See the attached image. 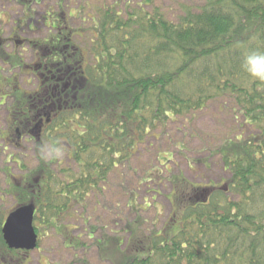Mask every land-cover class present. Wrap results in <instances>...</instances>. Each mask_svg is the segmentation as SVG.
I'll use <instances>...</instances> for the list:
<instances>
[{
	"label": "trees",
	"instance_id": "1",
	"mask_svg": "<svg viewBox=\"0 0 264 264\" xmlns=\"http://www.w3.org/2000/svg\"><path fill=\"white\" fill-rule=\"evenodd\" d=\"M203 1L175 20L151 8L152 0L133 9L100 6L88 17L86 48L57 14L61 23L50 27L55 34L29 43L32 64L14 57L37 86L30 94L7 86L14 106L9 114L50 115L48 129L55 135L46 141L61 133L79 172L58 183L41 162L23 186L12 189L16 207L33 206L34 220L41 214L55 232L69 205L80 206L87 193H100L107 175L171 118L222 98L255 132L217 148L229 176L220 187L172 179V212L160 230L144 232L136 213L125 225L124 248L120 239L97 241L100 258L104 252L111 264H264V83L241 68L246 52L264 50V0ZM54 182L57 190L50 186ZM1 246L9 255L21 252L7 249L0 234Z\"/></svg>",
	"mask_w": 264,
	"mask_h": 264
},
{
	"label": "rangeland",
	"instance_id": "2",
	"mask_svg": "<svg viewBox=\"0 0 264 264\" xmlns=\"http://www.w3.org/2000/svg\"><path fill=\"white\" fill-rule=\"evenodd\" d=\"M141 1L65 0L60 3L57 0H0L1 228L17 205V195L12 193V189L23 186L29 179V172L37 167L33 163L35 146L47 142L48 134L55 135L53 131L49 132V128L37 141L25 137L14 143V128L10 120H20L24 113L15 118L9 114L14 106L11 99L6 100L11 95L7 86L16 85L28 94L37 86L30 71L16 66L14 57L22 65H31L35 54L29 43L42 42L55 34L50 27L61 23L57 14L62 15V23L65 21L64 26L72 30L71 35L79 33L83 37L77 43L86 48L89 38L86 31L90 28L88 17H94L96 8L119 5L133 9ZM203 4V0H152L151 8H157L169 20H175L185 10H197ZM81 9L84 11L78 15ZM254 133L233 111L231 101L222 98L209 101L202 110L171 118L135 148V154L127 163L118 165L107 175L100 193H87L80 206L69 205L63 218L58 220L56 232L43 224V217L38 214L39 220L33 221L38 236L37 248L9 255L2 252L4 248L1 246L0 264H111L104 252L100 258L97 241L103 236L120 239L123 241L121 248H124L127 242L125 225L136 218V213L145 223L141 228L144 232L154 228L160 230L172 212L169 202L172 179L182 177L187 184L196 187H220L229 176L216 154L217 148L225 140L235 141ZM61 136L59 133L53 140L65 144ZM10 137L12 142H8ZM44 164H48V170L58 183H68L79 175L67 153L62 159ZM50 186L57 190L55 182ZM68 237L71 241L67 240ZM104 251L109 252L108 248Z\"/></svg>",
	"mask_w": 264,
	"mask_h": 264
},
{
	"label": "water",
	"instance_id": "3",
	"mask_svg": "<svg viewBox=\"0 0 264 264\" xmlns=\"http://www.w3.org/2000/svg\"><path fill=\"white\" fill-rule=\"evenodd\" d=\"M35 208L21 206L11 211L1 228V236L9 250L31 252L37 248L38 237L33 227Z\"/></svg>",
	"mask_w": 264,
	"mask_h": 264
},
{
	"label": "clouds",
	"instance_id": "4",
	"mask_svg": "<svg viewBox=\"0 0 264 264\" xmlns=\"http://www.w3.org/2000/svg\"><path fill=\"white\" fill-rule=\"evenodd\" d=\"M241 68L250 79L264 83V50L254 49L246 52ZM67 151L68 146L56 140L38 143L34 149L33 163L38 166L41 162L62 159Z\"/></svg>",
	"mask_w": 264,
	"mask_h": 264
},
{
	"label": "flooded vegetation",
	"instance_id": "5",
	"mask_svg": "<svg viewBox=\"0 0 264 264\" xmlns=\"http://www.w3.org/2000/svg\"><path fill=\"white\" fill-rule=\"evenodd\" d=\"M11 96V95H10ZM10 96H7L6 99H11ZM29 108L32 109L31 106H29ZM22 114V113H21ZM50 115L45 118L43 116H39L37 114H35V111L33 110H27L24 113V117L21 118L20 120H13V118L10 120V122H12V125H16L14 127H16V132H17V136H14L15 141L14 143H18L20 140H22L23 138H29L31 137L32 139H34V141H37L40 137H42V135L44 134V132L48 129V127L50 126ZM22 129L23 132H19V130ZM9 140V139H8ZM13 139H11L8 142H12Z\"/></svg>",
	"mask_w": 264,
	"mask_h": 264
}]
</instances>
